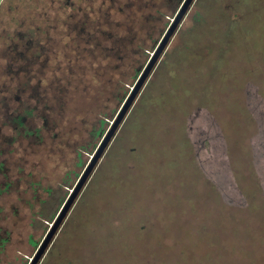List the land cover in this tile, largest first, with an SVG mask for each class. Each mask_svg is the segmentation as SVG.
I'll return each instance as SVG.
<instances>
[{
    "label": "rangeland",
    "instance_id": "obj_1",
    "mask_svg": "<svg viewBox=\"0 0 264 264\" xmlns=\"http://www.w3.org/2000/svg\"><path fill=\"white\" fill-rule=\"evenodd\" d=\"M0 264H264V0H0Z\"/></svg>",
    "mask_w": 264,
    "mask_h": 264
},
{
    "label": "trees",
    "instance_id": "obj_2",
    "mask_svg": "<svg viewBox=\"0 0 264 264\" xmlns=\"http://www.w3.org/2000/svg\"><path fill=\"white\" fill-rule=\"evenodd\" d=\"M118 59H120V58H118ZM116 61H117V60H116ZM120 61H121V60H120ZM120 61H119V62H120ZM119 62H118V63H119Z\"/></svg>",
    "mask_w": 264,
    "mask_h": 264
}]
</instances>
